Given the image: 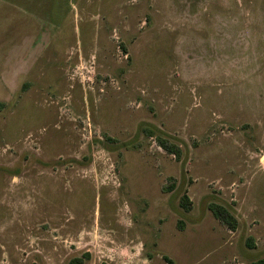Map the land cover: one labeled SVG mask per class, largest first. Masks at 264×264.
<instances>
[{
  "label": "rangeland",
  "instance_id": "obj_1",
  "mask_svg": "<svg viewBox=\"0 0 264 264\" xmlns=\"http://www.w3.org/2000/svg\"><path fill=\"white\" fill-rule=\"evenodd\" d=\"M72 256L264 262V0H0V263Z\"/></svg>",
  "mask_w": 264,
  "mask_h": 264
},
{
  "label": "trees",
  "instance_id": "obj_2",
  "mask_svg": "<svg viewBox=\"0 0 264 264\" xmlns=\"http://www.w3.org/2000/svg\"><path fill=\"white\" fill-rule=\"evenodd\" d=\"M157 143L162 146L165 150L171 152H177V147L174 143L167 141L162 136H157ZM180 204L184 207H187L189 204V199L185 194H182L179 200ZM208 207L212 214L217 217L221 222H224L229 227H233L234 225V217L231 213L221 204L216 202H209ZM82 257L81 256H72L68 259L67 264H81ZM0 264H17V263H0ZM102 264V263H101ZM257 264H264L263 259L260 260Z\"/></svg>",
  "mask_w": 264,
  "mask_h": 264
}]
</instances>
